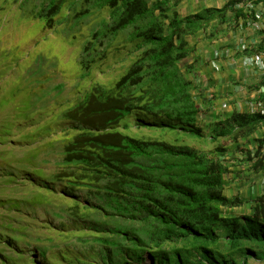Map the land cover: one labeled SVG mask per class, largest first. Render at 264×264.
I'll use <instances>...</instances> for the list:
<instances>
[{
    "label": "trees",
    "instance_id": "1",
    "mask_svg": "<svg viewBox=\"0 0 264 264\" xmlns=\"http://www.w3.org/2000/svg\"><path fill=\"white\" fill-rule=\"evenodd\" d=\"M14 1L23 16L41 21L48 30L69 23L70 15L76 28L92 16L101 17L78 60L82 80L93 77L116 51L133 46L131 53L139 54L111 89L95 85L64 113L75 134L63 142V170L51 178L38 171V181L28 178L32 172L27 174L26 180H32L39 190L55 193L61 185L60 196L72 199L68 214L65 209L51 211L67 237L72 233L76 256L72 264H143L144 260L151 264L264 263V192L251 198L226 195V175L231 172L228 150L219 146L207 152L114 131L126 116L136 113L138 128L204 137L205 129L198 123L197 86L189 78L196 72L195 65L188 63L195 52L192 41L200 32L213 40L241 18L252 16L256 22L259 14L246 15L235 8L236 1L190 16H182L171 4L173 0ZM64 10L67 15L59 20ZM104 12L108 17H102ZM215 22L218 25L213 27ZM42 72L29 70L26 84L32 78L39 83L34 77ZM20 93L17 89L2 95L0 110L16 104L19 95L24 98L23 110L31 107V100L38 103ZM22 109L19 115L28 118ZM232 121L238 127L212 123L220 128L210 139L216 142L232 136L237 128L249 133L264 125L260 115H237ZM13 126L9 120L2 124L0 143H11ZM30 155L23 161L32 165L35 157ZM262 166L261 161L255 164L256 170ZM7 175L15 183L16 173ZM46 193L36 192L23 200L0 199V247H4L0 248V264H28L26 259L32 264H54L50 251L61 255L70 250L71 244H41V238L29 232L32 218L36 219L33 205L42 204ZM246 206V212L235 211ZM70 224L81 232L68 231ZM33 241L39 245L33 248Z\"/></svg>",
    "mask_w": 264,
    "mask_h": 264
},
{
    "label": "rangeland",
    "instance_id": "2",
    "mask_svg": "<svg viewBox=\"0 0 264 264\" xmlns=\"http://www.w3.org/2000/svg\"><path fill=\"white\" fill-rule=\"evenodd\" d=\"M67 12L64 10V15H61L59 20H62ZM102 17H108V13H102ZM100 20L101 17L92 16L76 28L73 24L72 15H70L69 23L59 25L56 31L48 30L47 27L44 28L41 21H34V19L23 16L19 3L14 0H0V97L6 93H16L17 89H21L20 94H26L30 98L34 97L38 102L34 104L31 100V107L23 110L22 101L24 98L19 95L16 104L7 105L0 110V129L7 120L12 121L14 125L11 128L9 139L11 143H0V199L23 200L36 195V192L39 194L46 193L43 189L39 190L32 185L31 183L34 182L26 180V178L27 174L32 172L33 175L28 178L38 181V178H41L38 171H41L46 178H51L63 170V142L71 139L75 134L72 130V123L64 118V113L75 106L82 96L85 97L87 93L91 92L95 85L100 84L111 89L139 58V54L131 53L134 47L127 46L122 51L114 52V55L105 64L100 65L98 71L94 72L93 77L82 80L78 60L93 26L95 27ZM246 51L247 49H241V52L245 53ZM249 51L253 55L259 53L255 50ZM245 56L249 57L248 55ZM244 67L255 69L249 65H244ZM29 70L43 71L40 77H34L39 83L32 81V78L26 84L27 81L25 82V80L29 79L27 77ZM20 83L24 85L20 86ZM59 85L62 87L61 91L57 90L60 88ZM8 97H12V95H8ZM223 99L229 100L228 97L221 100L213 97L207 99L208 102L202 97L206 106L204 110L201 108L200 115L202 116L199 115L198 123L205 129L204 137L192 136L171 129L138 128L135 123L136 113L126 116L119 126L114 128V131L139 140L164 141L174 145L191 146L207 152L222 146L225 151L228 150L226 155L231 157L227 159V163L239 168V172H235L236 178L232 179V183L239 181V189L247 190L250 186L248 184L249 177L243 175L242 167L245 163L247 164L249 159L239 160L234 152L241 154L246 152V133L237 128L230 137L219 138L216 142L210 139L211 135L216 132L215 129L219 130V128H214V125L207 123L206 117L207 114L214 113L215 116L219 115V118H222L228 113L225 112L224 108L221 109L220 104L224 101ZM218 102L219 104L216 105ZM233 103L235 102L232 100V107L234 106ZM19 108L22 109L23 115L28 114V118L19 115ZM233 125L238 127V123L233 122ZM226 127L230 128L227 125ZM30 153L35 157L34 162L36 161V164L33 162L32 165H29L23 161L27 157L32 158L31 155L29 156ZM233 161L236 162L230 163ZM249 170L255 172L260 169L256 170L255 164H253ZM11 171L16 173L15 183L9 181L10 177L7 173H11ZM231 173L233 172L227 174L226 178L229 179ZM56 188L55 193L43 195L42 204L33 205L32 211L36 212V219L33 220L32 218L29 232L36 236L34 238L39 236L41 238L40 243L47 246L59 245L64 247L71 244L70 250L68 252L62 251L61 255L57 254L56 251H50L51 257L49 259L54 264H72V259L76 257L72 252V233L67 237L68 234L64 229L58 227V219L51 212L65 209L68 214L72 208V199L60 196L63 191L61 185ZM227 189L229 190V188H226V195ZM241 193L239 192L240 195L238 196H242ZM235 211L246 212L248 207H238ZM51 222L55 225H51ZM68 226V231L81 232V228L76 229L72 227V224ZM31 244L33 248L39 245L35 241ZM26 263L32 264V261L26 259ZM143 264L151 263L149 260H144ZM249 264L256 263L250 262Z\"/></svg>",
    "mask_w": 264,
    "mask_h": 264
},
{
    "label": "crops",
    "instance_id": "3",
    "mask_svg": "<svg viewBox=\"0 0 264 264\" xmlns=\"http://www.w3.org/2000/svg\"><path fill=\"white\" fill-rule=\"evenodd\" d=\"M233 1L238 2L235 8L242 9L246 15H261V21L259 22L261 29L253 26L255 21H251L253 18L251 16L252 18H241L238 24L236 26L234 25L231 30L219 34L213 40L207 39L205 34L200 32L198 38L192 41V47L195 48V52L188 59V63L194 64L196 68L195 74L189 75V78L194 80L197 86L195 98L203 110L206 102L202 101V97L206 100L212 99L213 97H216L218 100L229 98V100L223 99L224 101L220 104L221 109L224 108L225 112H228L222 118H219V115L215 116L214 113L207 114V123L211 124L225 123V125H231L233 124V117L237 115H252V104L263 98L264 73L256 68H245L244 65H247L245 63L247 56L245 55H253L249 50L259 51L258 54L264 57V1L173 0L171 3L175 4L176 10L182 16H190L202 13L206 9H221ZM217 25L218 23L215 22L213 27ZM224 29L228 30L227 26ZM210 30L211 28H209L208 33H210ZM243 48L247 49L245 53L241 52ZM216 52L220 55L217 61V65L220 67L218 71L213 67L214 54ZM232 100L235 102L233 103V107L231 106ZM214 128H220V126L217 125ZM245 137L247 138L246 152L241 154L234 151L235 155L239 160L248 158L253 164L261 161L262 165H264V125L254 131L246 133ZM230 158V156H226V159ZM249 161L247 164L245 163L242 170L244 171L243 175L249 177L248 184L250 186H248L247 190H240L239 181L232 183V179L236 178L235 172H239V168L231 166L230 170L233 173L230 174L229 179L226 178V188H229V190L227 189V196H238L240 195L239 192H242V196L245 193V198L263 194L264 167L262 166L260 170L254 172L249 170V167L253 165Z\"/></svg>",
    "mask_w": 264,
    "mask_h": 264
},
{
    "label": "built area",
    "instance_id": "4",
    "mask_svg": "<svg viewBox=\"0 0 264 264\" xmlns=\"http://www.w3.org/2000/svg\"><path fill=\"white\" fill-rule=\"evenodd\" d=\"M260 21H261V17L257 15V21L254 22L253 26L257 29H261V26L259 24ZM215 59L216 60L219 59L218 53L215 54ZM245 63L264 73V57L261 54H255L253 56L245 58ZM213 66L217 68V63L214 62ZM263 95H264V88H263ZM224 107H226V105H224ZM251 113L264 117V97L263 99H260L252 104Z\"/></svg>",
    "mask_w": 264,
    "mask_h": 264
},
{
    "label": "clouds",
    "instance_id": "5",
    "mask_svg": "<svg viewBox=\"0 0 264 264\" xmlns=\"http://www.w3.org/2000/svg\"><path fill=\"white\" fill-rule=\"evenodd\" d=\"M217 53V52H216ZM215 53V54H216ZM215 54H214V60H213V64H214V62L215 63H217V61L219 60V59H215ZM219 57H220V55H219ZM250 57V56H249ZM214 67V66H213ZM218 68V69H217ZM217 68L216 67H214V69L216 70V71H218L219 69H220V67L217 65ZM260 71V70H259ZM263 97H264V95H263ZM261 99H263V98H261ZM260 100V99H259ZM252 114V113H251ZM252 116H255V114H252Z\"/></svg>",
    "mask_w": 264,
    "mask_h": 264
}]
</instances>
